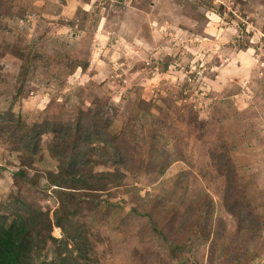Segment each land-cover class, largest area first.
Wrapping results in <instances>:
<instances>
[{
    "label": "rangeland",
    "instance_id": "374dc122",
    "mask_svg": "<svg viewBox=\"0 0 264 264\" xmlns=\"http://www.w3.org/2000/svg\"><path fill=\"white\" fill-rule=\"evenodd\" d=\"M6 110L62 130L91 110L126 157L93 140L85 173L115 177L65 189L53 133L31 154L0 131V214L62 215L34 264H264V0H0Z\"/></svg>",
    "mask_w": 264,
    "mask_h": 264
},
{
    "label": "trees",
    "instance_id": "16d2710c",
    "mask_svg": "<svg viewBox=\"0 0 264 264\" xmlns=\"http://www.w3.org/2000/svg\"><path fill=\"white\" fill-rule=\"evenodd\" d=\"M90 111H80L74 126L62 130L56 122L46 120L25 125L15 122L11 110H6L0 112V131L8 135L9 142L14 147L31 154L37 153L43 135L53 133L55 143L51 148L54 149V155L60 161L58 173L52 174L51 177L53 185L65 189L100 190L105 187V181L110 176L115 177L116 174L114 171L106 172L97 177L91 172L85 173L84 169L88 159H90V145H92L93 140L96 139L109 146L105 152V158L116 164L115 169L119 165L125 164L126 157L115 141L116 135H110L104 127L95 123L94 118L84 119L91 114ZM83 116L85 117L83 118ZM214 159L216 161V157ZM226 165L225 162H219L217 167L220 171H226ZM256 224L257 222L253 217L239 218L238 221L241 231L247 230L257 233L259 227ZM53 225L63 228L62 215L56 212L52 221L47 213L24 203L11 219L0 214V264H34L32 251L37 245V240L46 242L38 229L48 230L49 234ZM48 237L50 239L51 236ZM76 238L75 236L72 237L74 241Z\"/></svg>",
    "mask_w": 264,
    "mask_h": 264
}]
</instances>
